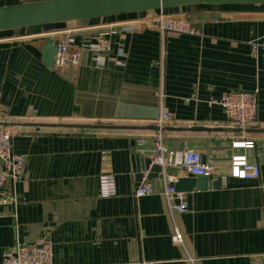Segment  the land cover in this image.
Returning a JSON list of instances; mask_svg holds the SVG:
<instances>
[{"label": "crops", "instance_id": "obj_1", "mask_svg": "<svg viewBox=\"0 0 264 264\" xmlns=\"http://www.w3.org/2000/svg\"><path fill=\"white\" fill-rule=\"evenodd\" d=\"M29 1L37 0H0V6ZM168 10L185 11L200 34L163 39L157 29H118L102 64L77 46L140 12L71 21L62 29L0 31V119L160 124L166 108L169 124L229 127L212 101L245 90L257 92L251 126L264 127V52L253 49L264 39V4ZM67 38L75 45L61 56ZM118 99L145 114L155 106L157 120L112 118ZM157 132L13 127L12 150L24 156L25 167L9 185L17 202L0 206V264L5 249L41 236L53 241V264H264V133L166 131L171 148L197 149L215 167L210 185L182 191L189 209L172 213L164 194L169 174L147 179L146 172L139 181L134 170L137 155L151 157ZM236 153L259 165L257 178L231 175ZM102 173L115 175V196L100 195ZM143 183L155 192L136 197ZM176 230L181 244L172 240Z\"/></svg>", "mask_w": 264, "mask_h": 264}, {"label": "built area", "instance_id": "obj_2", "mask_svg": "<svg viewBox=\"0 0 264 264\" xmlns=\"http://www.w3.org/2000/svg\"><path fill=\"white\" fill-rule=\"evenodd\" d=\"M138 17L124 20L111 25L98 34L95 41H88L77 46L80 51L91 50L95 53V59L99 64L106 60L105 54L111 50V37L118 30L125 32L135 31L141 28L157 29L163 39L173 34H200L199 29L185 11L170 12L168 8L140 12ZM75 45L73 38H67L61 47V56L67 55L71 46ZM69 48V49H68ZM262 48L264 52V39L261 43H254L253 49ZM213 103L219 104L227 119L236 126H251L257 114V92L245 90H230L225 92L220 99ZM172 114L166 108L159 115L160 125L169 123ZM13 128L0 126V206L16 203L9 185H14L21 180L24 173L25 158L12 150ZM144 138L139 142L143 143ZM239 147L252 148L254 141H237ZM151 158L154 163L163 168L168 166L178 169L176 174H169L164 194L169 202L171 212H185L189 209L185 192L178 191L176 182L179 176L188 174L212 176L215 167L210 161L203 159L202 153L194 148L174 149L165 140V132L158 131L153 140ZM231 175L243 179L257 178L260 175V167L251 162L246 153H236L230 158ZM155 192L153 186L143 183L137 187L135 196L148 195ZM99 193L102 197H112L117 194L116 178L113 173H102L99 176ZM176 195L178 202L172 201ZM183 234L176 230L172 236L174 243H183ZM54 248L53 241L48 236H41L36 241L25 243L16 242L3 252L1 264H53ZM142 264H154L143 262Z\"/></svg>", "mask_w": 264, "mask_h": 264}, {"label": "water", "instance_id": "obj_3", "mask_svg": "<svg viewBox=\"0 0 264 264\" xmlns=\"http://www.w3.org/2000/svg\"><path fill=\"white\" fill-rule=\"evenodd\" d=\"M212 4V5H231V4H264V0H37L21 2L0 6V31L7 29H18L23 27L42 25L47 30L62 29L68 22L104 17L110 15L136 13L161 8H173L180 6ZM51 43V41H50ZM52 44V43H51ZM53 47V46H52ZM53 53L50 51L49 56ZM112 111L108 114L112 118H139L157 120L158 109L154 106L147 114L139 106L130 107L126 103L119 101L113 102ZM132 106V105H131ZM101 114H105V107L100 104ZM131 112V113H129ZM0 126L13 127H37V128H56V129H90V130H156L171 132H246L264 133V127H241V126H207V125H173L158 123L135 124L120 122H96V121H40V120H8L0 119ZM183 143L180 148H183ZM137 162L134 163V170L137 179H152L162 176L163 172L176 174L178 169L175 167L163 168L160 164L154 163L151 157L136 156ZM205 160V157H204ZM212 176H201L188 174L179 176L176 182L178 191H188L195 187L205 188L210 185ZM220 182V177L218 178Z\"/></svg>", "mask_w": 264, "mask_h": 264}]
</instances>
